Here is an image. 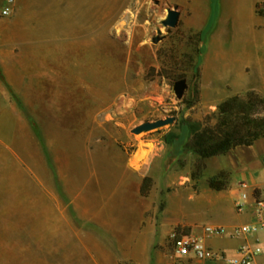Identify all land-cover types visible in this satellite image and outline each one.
Wrapping results in <instances>:
<instances>
[{
    "label": "rangeland",
    "instance_id": "374dc122",
    "mask_svg": "<svg viewBox=\"0 0 264 264\" xmlns=\"http://www.w3.org/2000/svg\"><path fill=\"white\" fill-rule=\"evenodd\" d=\"M3 6L0 0V11ZM174 7L178 24L165 28L161 22ZM11 30L37 31L78 59L79 69L75 62L64 69L63 86L57 88L64 100L73 92L72 114L64 102L63 118L46 119L44 137L53 161L67 155L68 145L60 150L58 143L72 127L73 157L80 171L88 162L87 179L97 180L98 161L109 158L116 170L125 161L151 181L140 198L127 195L128 209L142 200L146 210L139 228L128 232L131 245L122 247V193L111 189L100 199L86 189L78 191V199L53 198L39 175L26 173L28 159H0V264H154L157 255L166 264L172 250L168 224L178 223L174 230L191 234L183 225L186 194L207 187V179L220 171L231 173L240 160L255 156L264 167L259 142L207 160L199 181L191 179L197 157L190 151L179 153L164 171L173 150L165 138L180 134L182 120L213 124L225 99L248 92L264 98V0H16L11 14L0 16V31ZM157 36L164 39L155 44ZM199 47L205 51L194 79ZM181 79L188 89L178 100L173 85ZM190 101L194 105L187 108ZM167 117L175 123L132 133Z\"/></svg>",
    "mask_w": 264,
    "mask_h": 264
},
{
    "label": "crops",
    "instance_id": "0c3cea01",
    "mask_svg": "<svg viewBox=\"0 0 264 264\" xmlns=\"http://www.w3.org/2000/svg\"><path fill=\"white\" fill-rule=\"evenodd\" d=\"M1 16V15H0ZM2 17V16H1ZM70 50L65 49L62 43H47L46 37L37 31H0V159L26 158V173L39 175V182L44 190L53 198L78 199V191H97V198L104 199L113 189L122 193V247L130 246L127 242L128 232L137 230L143 221L144 210L142 200L134 202L127 207V195L132 194L135 199L141 196V185L144 176L138 175L128 168L125 161L118 164L107 158L98 161L99 169L95 172L97 180L90 181L88 176V162L82 163L73 157V128L65 131L66 138L60 137L58 149L61 150L64 142L68 145L67 155L53 161L50 148L45 141L46 119H61L64 117L63 103L72 114V93L68 91L70 98L63 99V91L58 90L63 86L62 71L74 69L77 71L78 59L73 57ZM75 87L78 86L77 80ZM73 87V80L66 82ZM54 129H58L54 122ZM62 133V127H59ZM69 137V138H68ZM260 139L248 149H253ZM262 143V144H261ZM53 148V147H52ZM56 149V148H55ZM76 151V149H75ZM17 152H22L18 155ZM26 153V154H24ZM94 166V165H93ZM49 174L47 179L44 175ZM100 178V179H99ZM85 180V182H84ZM97 183H96V182ZM84 182V183H83ZM246 183L251 189H260L253 196L251 190L248 205L243 212L235 209V201L240 197V183ZM83 183V184H82ZM113 184V186H111ZM96 184V185H95ZM264 167L259 166L255 156L245 161L240 160L232 166L229 186L226 190L216 192L208 187L186 194L182 202V209L188 219L184 226L191 227V234H200L203 226H220L225 229L221 236L207 238V245L223 252L228 257L236 255L237 250L244 245L259 246L264 250V230L249 237L234 238L231 232L240 225L255 224L258 222L254 210V198L264 201ZM76 193V194H75ZM73 203V201H70ZM70 204V203H69ZM147 205V203L145 204ZM132 224V227L128 225ZM176 224H168L169 236L174 232ZM173 225V226H172ZM165 224H162V229ZM131 228V229H130ZM152 228H148L151 232ZM154 231V229H153ZM154 264H162L160 256H153ZM168 259L166 260V264ZM255 264H264V253L255 259ZM200 264H225L224 262H200Z\"/></svg>",
    "mask_w": 264,
    "mask_h": 264
},
{
    "label": "trees",
    "instance_id": "16d2710c",
    "mask_svg": "<svg viewBox=\"0 0 264 264\" xmlns=\"http://www.w3.org/2000/svg\"><path fill=\"white\" fill-rule=\"evenodd\" d=\"M263 15V14H261ZM203 41L200 34L198 43ZM205 48H197V63L194 66V79L199 78L198 67ZM194 102L187 103V108ZM215 123L208 122L203 126L181 121L180 134H169L165 142L173 146V150L164 160V171L175 163L179 153L190 151L197 157V164L191 173L192 181H199L204 176L206 161L226 156L240 147H251L260 139H264V98L248 92L243 96H232L221 102L214 113ZM189 137V138H188ZM230 173L220 171L207 179L209 189L220 192L229 186ZM151 179L145 177L141 185V193L145 195ZM176 236L188 235L180 228L174 230Z\"/></svg>",
    "mask_w": 264,
    "mask_h": 264
},
{
    "label": "built area",
    "instance_id": "2783aa9c",
    "mask_svg": "<svg viewBox=\"0 0 264 264\" xmlns=\"http://www.w3.org/2000/svg\"><path fill=\"white\" fill-rule=\"evenodd\" d=\"M4 6L0 11L2 17H8L16 3V0H3ZM241 189L240 197L235 201V209L243 212L248 205L249 195L247 190H251L253 196L255 193L262 192L260 189H251L242 182L239 185ZM264 191V189H263ZM254 214L258 220L255 224L240 225L234 228L231 236L234 238L249 237L258 234L264 230V201L254 198L253 201ZM225 233V229L220 226H203L200 234H188L176 236L174 232L171 234L172 250L168 256L167 264H200V262H224L225 264H255V259L264 253L259 246H241L235 256L228 257L223 252L210 248L206 240L212 236H221Z\"/></svg>",
    "mask_w": 264,
    "mask_h": 264
},
{
    "label": "water",
    "instance_id": "95a60500",
    "mask_svg": "<svg viewBox=\"0 0 264 264\" xmlns=\"http://www.w3.org/2000/svg\"><path fill=\"white\" fill-rule=\"evenodd\" d=\"M180 18V13L178 12V8L174 7L173 9H169L167 12V16L164 20H162V25L165 28H175L178 24ZM164 38L162 36H157L153 39V42L157 44L162 41ZM188 89V85L185 79L178 80L173 85V91L178 100H181ZM175 123V117H167L165 119L157 120L154 122H145L132 130L133 134H141L145 132H149L152 130L159 129L161 127L167 125H173ZM264 164V158L262 160Z\"/></svg>",
    "mask_w": 264,
    "mask_h": 264
},
{
    "label": "bare ground",
    "instance_id": "6f19581e",
    "mask_svg": "<svg viewBox=\"0 0 264 264\" xmlns=\"http://www.w3.org/2000/svg\"><path fill=\"white\" fill-rule=\"evenodd\" d=\"M243 25V24H242ZM244 26V25H243Z\"/></svg>",
    "mask_w": 264,
    "mask_h": 264
}]
</instances>
